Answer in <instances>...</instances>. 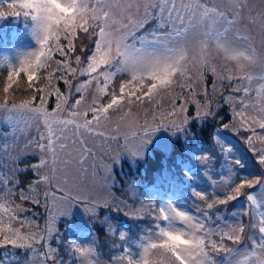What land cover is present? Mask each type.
<instances>
[{
  "label": "snow or ice",
  "instance_id": "6c2138e0",
  "mask_svg": "<svg viewBox=\"0 0 264 264\" xmlns=\"http://www.w3.org/2000/svg\"><path fill=\"white\" fill-rule=\"evenodd\" d=\"M20 7L26 9L24 16H30L34 22V34L39 47L28 53L18 66L7 67L6 78L0 88L3 94L0 110L9 122L34 121L37 125L42 122L44 128V131L38 128V138L34 141L39 161L26 166L34 171L38 179L18 193L21 201L30 200L33 204H39L41 193L38 185L44 184L49 189L43 192L45 207H48L49 200L53 207L66 204L61 215H67L72 201L82 198L72 195V188L66 187L69 183L67 176L59 174L66 172L71 163L82 165L85 154L91 155L80 137L84 133L103 136L104 133L96 132L95 128L99 127L101 120L109 118V110L119 109L125 103L132 105L142 103L145 99L154 101L162 92L171 96L177 87L181 89V94L172 96L171 110L166 114L169 118L183 117L180 124H176L174 119L170 121L172 128L177 131L189 121L186 104H194L195 115L205 117L213 114L209 97L215 96L225 81L229 83L231 92H243L245 99L239 101V109L235 107L237 100L232 95L227 96L226 102L233 106L234 122L224 127L251 133L245 136V140L256 154L258 163L264 166V148L257 149L254 144V141L264 143V71L255 77L247 70L257 63L264 69V51L258 52L251 44L240 49L233 43L234 40L251 39L233 32L243 20L247 0H228L227 9L219 7L215 0H21ZM152 21H156L154 27L138 36V30L144 29ZM261 29L264 31V23ZM78 33L96 37L92 41L94 48L86 52L81 49L85 53L83 56L73 55L77 51L75 41ZM193 35L199 37L195 43L190 41ZM62 38L67 41L66 45L61 43ZM54 53H58L62 59H55ZM215 56H222L228 63L218 67ZM189 65L198 68L195 76L191 74ZM41 70L47 71L44 77L46 83L37 87L35 81L41 79ZM207 72H211L216 81L211 86V93L206 87L199 93L205 97L204 103H201L196 99V86L204 83ZM118 73H125L128 78L119 84L117 91L114 87L110 89V85ZM21 74L27 79L26 91L35 94L17 103L14 101V85L18 84ZM79 77L85 79L80 80ZM57 79L67 86V93L61 92L56 86ZM257 79L260 83L255 88V100H249L251 84ZM245 81L248 82L247 86L242 84ZM93 85L94 93L88 103L85 93ZM73 90L80 95L69 105ZM184 90L188 91V97L182 96ZM52 95H55L56 103L50 112L47 103L48 97ZM104 98H108L106 103ZM180 98L184 99V104L177 108L175 100ZM82 104L85 107L80 111ZM66 106L69 109L68 118H62L61 113L65 112ZM249 109L252 111L249 112ZM89 113L91 119H87ZM124 116H131V112ZM132 124L134 121L130 122V126ZM67 131H72L76 137L73 144L79 142L80 157L76 160L61 157V153L65 157L71 155L65 152L68 144L62 142L67 139L64 135ZM130 135L140 139V147L131 154H142L150 138L138 137L136 131ZM44 168H48L50 174L44 173ZM17 183V180L0 174V185H3L0 188V200L4 201L0 203V248L30 250L27 264L35 259L39 260V264H60L57 249H53L49 243L53 236L51 222L55 217L49 215L44 229H39L38 224L22 220L18 213L25 209L10 199L17 195ZM262 183L264 178L241 179L223 198L209 199L204 193H194L203 203L201 210L205 212L247 193V200L252 207L245 215L255 217L253 225L241 222L213 231L193 215L172 205L158 208L154 219L164 223L156 224L158 230L155 233L150 231L144 237V243L139 245L138 258H134L128 250L123 256L114 257L113 264L117 260L122 264H216L217 254L231 256L229 264H264V211L260 210L258 197L247 191ZM14 221H19L21 227L27 225L38 230L22 232L20 228L12 226ZM178 223L183 227H178ZM249 226L259 233L260 238L257 240L248 236L252 249L241 251L238 246L246 240L245 233ZM120 238H124L123 233ZM226 241L236 247H229ZM71 248L78 254L75 257L79 264H104L90 245L72 244Z\"/></svg>",
  "mask_w": 264,
  "mask_h": 264
},
{
  "label": "rangeland",
  "instance_id": "374dc122",
  "mask_svg": "<svg viewBox=\"0 0 264 264\" xmlns=\"http://www.w3.org/2000/svg\"><path fill=\"white\" fill-rule=\"evenodd\" d=\"M215 2L221 8L227 9L228 7V0H215ZM20 4L21 0H0V13L3 14L0 16V88L6 78L7 67L18 66L28 53L39 47L34 34V22L27 25L30 16H24L26 9L21 8ZM155 23L156 21H152L147 24L144 29L138 30L137 35L144 34L147 29L153 28ZM262 23H264V0H247L243 20L235 26L233 32H238L241 36H249L251 39L234 40L233 43L240 49L247 48L251 44L258 52L264 51ZM19 25H23L22 31L15 29ZM8 33L9 39L12 40L11 46L6 45ZM198 38V35H193L190 41L195 43ZM95 39V36L78 33V39L75 41L77 51L73 55L83 56L85 53L81 52V49H85L86 52L87 49L94 48L92 41ZM131 42L129 38V43ZM3 43L5 46L2 45ZM61 43L66 45L67 41L62 38ZM54 58L62 59L58 53H54ZM215 63L219 67L228 62L222 56H215ZM231 66L235 67L234 64ZM189 67L191 74L195 76L198 68L192 65ZM247 70L255 77H259L264 71L259 63L249 66ZM40 76L41 81L44 82L47 71L41 70ZM127 78V74L118 73L110 89L114 87L118 91L119 84ZM79 79L83 80L85 77H79ZM215 81L216 77L211 72H207L204 83L196 86L198 93L196 99L204 103L205 97L199 93L205 87L211 93V86ZM45 83L46 80L43 85ZM73 83H76L75 79ZM232 83L236 84V81ZM247 83L242 82L243 86H247ZM259 83L258 79L252 82V91L247 99L255 100V88L259 86ZM55 84L61 92L67 93V86L62 80L57 79ZM26 89L27 79L24 74H21L18 84L14 85L15 102L19 103L35 94ZM94 89L95 85L85 93L86 102H91ZM180 94L181 89L177 87L171 96L167 92H162L161 96L154 101L145 99L142 103L132 105L125 103L119 109L109 110V118L101 120L99 127L95 128L96 132L104 133L103 136L84 133L80 137L85 141L91 155L85 154L86 159L82 165L71 163L67 166L66 172L59 174L67 176L69 183L66 187L72 188V195H79L82 198L80 201H72L73 204L67 215H61L66 204L61 203L53 207L49 200L48 207H45L43 192L49 190L47 185H38L41 193L39 204L19 199L18 193L27 189L38 179L34 171L26 166L39 161V152L35 148L34 141L38 138V128L40 131H44V128L42 122L39 125L34 121L9 122L5 119V113L0 110V174L19 181V188L15 189L17 195L10 199L25 209L18 213L22 220L30 221L34 225L38 224L39 229H44L49 221V215L55 217L51 222L53 236L49 243L53 249H57L56 255L60 259V264H69V262L79 264L75 257L78 254L72 250V244L92 246L96 257L104 261V264H113L114 257L123 256L128 250L134 258H138L139 245L144 243V237L150 231L155 233L158 230L156 224L163 225L164 223L154 219L158 214V208H166L169 205L193 215L213 231L241 222L246 225L255 223L254 216L245 215L252 207L247 196L242 198L237 205L235 202L242 196L205 212L201 210L203 203L194 194L204 193L209 199L223 198L241 179L264 178V166L258 163L256 154L245 140V136L251 133L224 127L234 122L233 106L226 102L227 96L232 95L237 100L235 107L239 109L241 107L239 101L245 99L243 92H231L229 83L225 81L223 88L215 96L209 97L213 106V114L205 117H197L195 105L186 104L189 121L177 131L172 128L170 121L174 119L176 124H180L183 117L169 118L166 114L171 110L172 96ZM79 95L73 90L69 97V105L73 104ZM188 95V91L184 90L182 96L188 97ZM2 96L0 92V100ZM107 99L104 98L105 103ZM55 103V95L48 97L47 108L50 112L55 108ZM175 103L178 108L179 105L184 104V99H176ZM84 107L85 104H82L80 111H83ZM68 111L66 106L61 117L68 118ZM129 111L131 116L125 117L124 114ZM223 112L228 113L226 115L228 119L222 122L220 127L214 128L213 141L205 143L203 148L198 144L193 145L189 150L197 159L185 161L188 142L196 136L189 133L187 125L193 120L201 123L210 117H217L216 121L219 122ZM91 118V113H89L87 119ZM131 121H134V124L130 126ZM153 129L157 130L153 131ZM145 130H147V136H145ZM132 131H136L138 137L150 138L140 155L131 154L140 147V139L131 136ZM257 131L261 130L257 129ZM64 135L67 139L62 142L69 146L65 152H70L71 155L65 157L64 153H61V157L69 160L78 159L80 157L79 142L73 144L76 137L73 136L72 131H67ZM126 135L127 140H125ZM174 138L181 139L176 150L172 146ZM254 144L257 149L264 148V143L260 141H254ZM183 149L184 152H179ZM183 162L194 168L188 167L183 171L181 168ZM43 172L50 174L48 168H44ZM172 178L174 180H171ZM177 180L182 184L180 195L172 199L160 197V194H166L169 185ZM225 180L227 183H224ZM0 188H3V185H0ZM254 189L252 194L258 197L260 210L264 211V183L254 186ZM0 203L4 201L0 200ZM86 209H92V211ZM129 213L134 215H129ZM4 219L7 221L6 215ZM12 226L20 228L22 232L38 230L35 227L29 228L27 225L21 227L19 221H14ZM177 226L183 227L179 223ZM99 227L103 228L102 233L97 231ZM121 233L124 234L123 239L120 238ZM248 236L257 240L260 238L259 233L249 226L248 232L245 233L246 240L238 246L241 251L252 249L251 241L247 240ZM226 243L229 247H236L230 241ZM119 248L122 249L121 252H118ZM12 249L11 247L0 248V253L12 251ZM230 259L229 255H215L216 264H229ZM27 262L28 260L26 264ZM31 264H39V260L35 259ZM115 264H122V262L117 260Z\"/></svg>",
  "mask_w": 264,
  "mask_h": 264
},
{
  "label": "trees",
  "instance_id": "16d2710c",
  "mask_svg": "<svg viewBox=\"0 0 264 264\" xmlns=\"http://www.w3.org/2000/svg\"><path fill=\"white\" fill-rule=\"evenodd\" d=\"M27 22H28L27 25H30L33 21L31 20V18H29V20ZM22 28H23V25H19L15 29H17V31H22ZM7 38H8V40L6 42V45L11 46L10 44L12 43V40L9 39V33L7 34ZM2 45H4V43ZM45 80H44V82H45ZM44 82H43V80L41 81V79H38L35 84L37 87H41ZM226 115H228V113L225 114L223 112L222 116L220 118L221 121H219V122L216 121L217 117H210L207 120H205L204 122L198 123L197 121L193 120L192 123L187 125V127H189V133L191 135H196V136L194 139H191L188 142V146L186 147L188 150H186V152H187V153H185L186 157H184L185 161L186 160L195 161L197 159L196 156L189 149L195 144H198L199 146H201V148H203V147H205V143H207V142L210 143L211 141H213L214 134H215V133H213L214 128L220 127L222 122L227 121L228 118ZM180 143H181V139H179V138L173 139L172 146L174 147L175 150L178 149V145ZM179 152H184V149H183V151H179ZM188 167L194 168L193 166H187V163H185V162L181 163V168L183 169V171H185ZM171 180H174V178H172ZM16 186H17V188H19L18 183ZM181 189H182L181 182L179 180H177V182L173 181V184L169 185V190L166 191L167 193L166 194H160V197H169L170 199H172V198L180 195V193L182 192ZM247 191H248V193H252L255 191V189L253 187L251 189V191H250V189ZM245 196H247V193L242 195L240 200L235 202L236 205L239 202H241V199L244 198ZM98 229L99 230H97V231H99L101 233L104 231L102 227H99ZM121 250L122 249L119 248L118 252H121ZM13 254L15 255L14 257H13ZM29 256H30V250H26V249H18L17 248V249H12V251H2L0 253V264H26V261L28 260ZM15 257H16V259H15Z\"/></svg>",
  "mask_w": 264,
  "mask_h": 264
}]
</instances>
